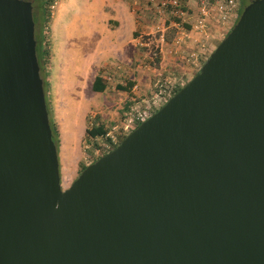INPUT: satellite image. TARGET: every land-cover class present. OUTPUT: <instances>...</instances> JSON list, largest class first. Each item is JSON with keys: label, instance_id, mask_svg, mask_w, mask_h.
I'll use <instances>...</instances> for the list:
<instances>
[{"label": "water", "instance_id": "1", "mask_svg": "<svg viewBox=\"0 0 264 264\" xmlns=\"http://www.w3.org/2000/svg\"><path fill=\"white\" fill-rule=\"evenodd\" d=\"M34 26L0 0V264H264V0L65 190Z\"/></svg>", "mask_w": 264, "mask_h": 264}, {"label": "rangeland", "instance_id": "2", "mask_svg": "<svg viewBox=\"0 0 264 264\" xmlns=\"http://www.w3.org/2000/svg\"><path fill=\"white\" fill-rule=\"evenodd\" d=\"M250 1L237 0L239 16ZM49 10V23L43 29L35 25L34 37L44 38L50 50L40 77L49 122L57 134L62 190L76 180L84 165L113 150L133 131L140 124L138 115L150 117L197 74L239 19L208 40L195 67L188 61L195 45L183 36L197 22L193 3L178 9L182 15L166 11L158 18L146 0H54ZM125 12L133 14L138 24L132 34L124 31L128 38L119 29L118 15L127 17ZM117 43L122 44L117 47ZM63 44L66 52L60 53ZM97 76L106 86L103 92L93 91ZM128 82H134L129 92L117 89ZM131 119L133 123L128 122ZM98 124L116 138V146L102 137L85 138L86 129Z\"/></svg>", "mask_w": 264, "mask_h": 264}, {"label": "built area", "instance_id": "3", "mask_svg": "<svg viewBox=\"0 0 264 264\" xmlns=\"http://www.w3.org/2000/svg\"><path fill=\"white\" fill-rule=\"evenodd\" d=\"M146 2L153 9L155 18L160 17L166 11L170 14L182 15L178 9L183 5L193 3L196 6L197 22L189 31L183 33V36L190 40L192 45H195L188 56V61L195 67L199 64L200 49L204 51L208 40L216 37L219 30L227 27L239 16L237 0H146ZM146 118L147 116L138 115L136 119L138 123H141ZM128 122L133 123L134 120L131 119ZM123 129L126 131L127 126H124ZM102 138L108 139L107 142L110 145L118 144L110 132Z\"/></svg>", "mask_w": 264, "mask_h": 264}, {"label": "trees", "instance_id": "4", "mask_svg": "<svg viewBox=\"0 0 264 264\" xmlns=\"http://www.w3.org/2000/svg\"><path fill=\"white\" fill-rule=\"evenodd\" d=\"M31 1L35 2L34 5L32 4L33 10L36 12V13H33L34 24L36 26H39L41 29H43L47 26V24L50 21L49 7H51L53 5L54 0H31ZM35 41H36L37 60H38L40 72L42 74L44 71V63L50 55V50L48 48V42L44 41V38L42 39V37H40V35L36 36ZM46 85L47 84L45 83V86ZM133 86H134V82H128L126 85H118L117 89L119 91L127 93L131 90V88ZM105 88H106V86H105V84H103L101 77L97 76L94 83H93V91L94 92H103L105 90ZM179 89H180V87L176 88L173 91L172 95H174ZM45 101H46V98H45ZM46 105H47V101H46ZM49 123H50L51 132H52V140L55 143V145L57 146L58 141L56 139L57 138L56 129L54 128V126L52 125L51 122H49ZM107 133H108V129L104 125L98 124V125H95L91 128L86 129L85 138L95 139V138H99V137H105ZM107 141H108V139H107ZM85 167H86V165L83 166L82 170Z\"/></svg>", "mask_w": 264, "mask_h": 264}, {"label": "crops", "instance_id": "5", "mask_svg": "<svg viewBox=\"0 0 264 264\" xmlns=\"http://www.w3.org/2000/svg\"><path fill=\"white\" fill-rule=\"evenodd\" d=\"M125 4L127 5L128 3H125ZM128 6H129V4H128ZM125 14H127V17L126 16L123 17V15H121V16L118 15L119 18L121 19L119 22V29L123 30V32L125 31L126 33H128L130 35L133 33V31H135V28L138 26V24L136 23L137 21L134 19L133 14L130 15V13H127V12H125ZM65 27L69 28V26L67 24L65 25ZM125 32H124V35H122V36L128 38V35ZM64 33H66L68 35L67 31H64ZM120 44H122V43H117V47H119ZM59 48H60V46H59ZM64 49L66 52V45L63 44L62 47L60 48V53H62L64 51ZM67 49H69L68 45H67ZM116 51H117V48H116ZM83 137H84V135H83ZM81 163H82V160H80V162H78V164H81Z\"/></svg>", "mask_w": 264, "mask_h": 264}]
</instances>
